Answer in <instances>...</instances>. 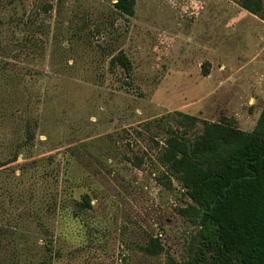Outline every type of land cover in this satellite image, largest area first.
Listing matches in <instances>:
<instances>
[{
    "label": "rangeland",
    "instance_id": "1",
    "mask_svg": "<svg viewBox=\"0 0 264 264\" xmlns=\"http://www.w3.org/2000/svg\"><path fill=\"white\" fill-rule=\"evenodd\" d=\"M114 2L57 7L46 19L48 36L39 38L45 49L14 54L60 73L40 68L50 96L36 155L60 160L67 147L85 146L62 180V201L69 208L88 193L94 209L80 221L62 213L52 264H167L169 257L184 263L198 228L178 213L187 202L179 186H164L162 135L153 139L144 123L180 111L254 130L264 109V21L237 0H136L130 19L117 15ZM121 50L133 64L127 79L109 69L111 53ZM29 223L7 229L19 238L9 235L19 248L8 247L7 259L19 264L37 263L43 245ZM150 237L160 239L164 254L141 252Z\"/></svg>",
    "mask_w": 264,
    "mask_h": 264
},
{
    "label": "trees",
    "instance_id": "2",
    "mask_svg": "<svg viewBox=\"0 0 264 264\" xmlns=\"http://www.w3.org/2000/svg\"><path fill=\"white\" fill-rule=\"evenodd\" d=\"M237 1L243 10L264 21V0ZM77 2L0 0V264H19L7 259L8 247L19 248L9 239L8 228L17 230L29 220L37 242H43L38 244L34 264H52L62 213L80 221L82 212L94 209L88 193L74 198L69 208L62 201V184L69 180L70 168L78 164L85 146L67 147L60 160L56 155H36L50 96L48 73L40 68L48 67L50 74L60 75L59 71L51 70L47 62L38 68L26 60L22 63L14 55L43 51L46 45H38L39 38L52 29L46 19L52 18L57 7ZM112 5L121 18L136 15V0H115ZM59 13L61 18L63 11ZM60 21L65 24L64 19ZM59 30L55 27L54 33ZM109 69L127 79L133 64L121 50L111 53ZM144 126L146 132L155 134L153 139L162 135L158 160L164 168V186L170 190L179 186L187 202L178 213L198 228L190 258L179 263L169 257L167 264H264V109L250 132L227 119L210 122L180 111L149 120ZM140 250L149 257L165 252L160 239L154 237Z\"/></svg>",
    "mask_w": 264,
    "mask_h": 264
}]
</instances>
